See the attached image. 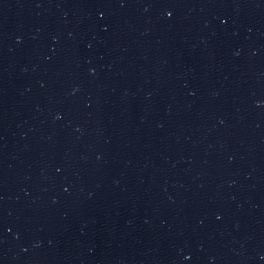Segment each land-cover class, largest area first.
<instances>
[{
  "label": "water",
  "instance_id": "1",
  "mask_svg": "<svg viewBox=\"0 0 264 264\" xmlns=\"http://www.w3.org/2000/svg\"><path fill=\"white\" fill-rule=\"evenodd\" d=\"M0 264H264V0H0Z\"/></svg>",
  "mask_w": 264,
  "mask_h": 264
}]
</instances>
